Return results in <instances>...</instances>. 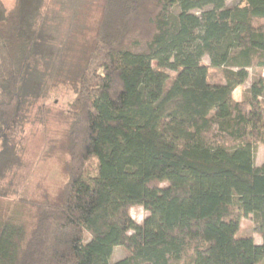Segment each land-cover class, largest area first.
Here are the masks:
<instances>
[{
  "label": "trees",
  "instance_id": "trees-1",
  "mask_svg": "<svg viewBox=\"0 0 264 264\" xmlns=\"http://www.w3.org/2000/svg\"><path fill=\"white\" fill-rule=\"evenodd\" d=\"M34 1L0 14V179L27 98L51 82L74 99L50 152L63 180L20 198L28 220L0 218V264H261L264 159L256 166L253 153L264 146V76L243 99L232 93L249 68L264 70V0H98L97 27L76 12L75 32L45 53ZM203 56L223 83L208 81ZM38 59L42 79H31ZM135 206L147 212L140 223ZM248 215L259 244L238 235ZM118 246L127 255L113 262Z\"/></svg>",
  "mask_w": 264,
  "mask_h": 264
},
{
  "label": "rangeland",
  "instance_id": "rangeland-1",
  "mask_svg": "<svg viewBox=\"0 0 264 264\" xmlns=\"http://www.w3.org/2000/svg\"><path fill=\"white\" fill-rule=\"evenodd\" d=\"M37 0L34 1L36 3ZM240 0H227V6H233ZM17 0H0V14L6 15L16 6ZM101 2L98 0H43L38 10V16L31 20L32 27L38 33L40 43H43L44 53L46 49H52L66 37L67 34H73L77 26L73 20L76 12H83V24H89V27H97L100 16L103 15ZM105 11H107L105 9ZM82 24V22H80ZM86 23V24H85ZM122 30V28L119 26ZM124 32V30H123ZM125 33V32H124ZM133 38L132 35H128ZM134 39H129L132 42ZM135 40L142 41L137 35ZM38 41V42H39ZM41 47L40 49L42 50ZM37 50V49H36ZM40 58L35 53L34 58ZM40 64L36 66V71L29 75L31 79H42L43 72ZM48 62V61H47ZM202 63L208 66V81L210 83H223V73L220 68L210 67L209 59L203 56ZM31 66L34 63H30ZM50 66V63L48 62ZM48 66V67H49ZM33 67L31 68V70ZM35 69V68H34ZM170 77L173 73L169 72ZM264 76V70L257 68L248 69L246 81L237 86L232 97L234 100H241L247 94L251 83L259 75ZM23 87H30V80L25 79ZM42 91L38 97L27 98L23 104L22 111L25 114V120L21 135L12 143V150L2 154L3 160H11L12 164L8 170H5L4 177L0 179V218L13 217L20 220H28V214L31 210L30 204H27L20 198L31 200L39 197L41 187L52 192L63 180L60 161L57 154L51 157L50 152L55 151L52 142L58 136L56 131L60 129L57 121L65 112L69 110L70 104L74 99L73 91L66 85L54 86L51 82L41 86ZM29 89V88H28ZM264 104V92L260 98ZM168 146L169 142L164 141ZM15 156V157H14ZM254 163L261 165L264 159V146L256 142L254 146ZM96 168V161L90 158L86 167V173H93ZM131 217L138 223L147 215V212L140 206H135L130 210ZM239 236H251L255 243H261V235L256 228L253 215L240 218ZM127 255L123 247H115L112 252L111 261H117ZM261 264H264V259Z\"/></svg>",
  "mask_w": 264,
  "mask_h": 264
}]
</instances>
